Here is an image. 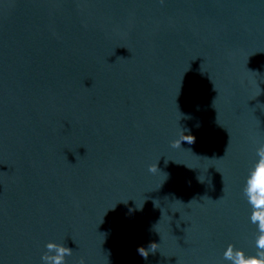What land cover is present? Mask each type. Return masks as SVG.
I'll use <instances>...</instances> for the list:
<instances>
[{"label":"water","instance_id":"obj_1","mask_svg":"<svg viewBox=\"0 0 264 264\" xmlns=\"http://www.w3.org/2000/svg\"><path fill=\"white\" fill-rule=\"evenodd\" d=\"M260 146L264 0H0V264L254 256Z\"/></svg>","mask_w":264,"mask_h":264},{"label":"clouds","instance_id":"obj_2","mask_svg":"<svg viewBox=\"0 0 264 264\" xmlns=\"http://www.w3.org/2000/svg\"><path fill=\"white\" fill-rule=\"evenodd\" d=\"M180 144L172 143V146L176 148ZM256 155L258 161L246 181L244 191L255 213L251 217V222L258 223L257 253L254 256H246L242 250H234L233 246L229 245L224 252V259L231 261V264H264V146L257 149ZM157 169L156 166H149L151 173H155ZM46 249L41 257L43 264H67L66 257L72 255L71 248L56 242H48ZM79 264H84V260L81 259Z\"/></svg>","mask_w":264,"mask_h":264}]
</instances>
